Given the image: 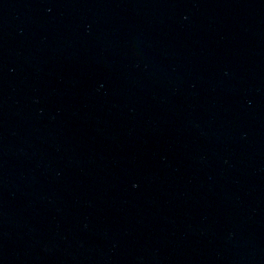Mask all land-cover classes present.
Here are the masks:
<instances>
[{
	"label": "water",
	"instance_id": "water-1",
	"mask_svg": "<svg viewBox=\"0 0 264 264\" xmlns=\"http://www.w3.org/2000/svg\"><path fill=\"white\" fill-rule=\"evenodd\" d=\"M0 264H264V0H0Z\"/></svg>",
	"mask_w": 264,
	"mask_h": 264
}]
</instances>
